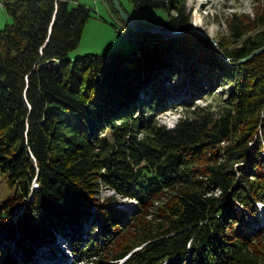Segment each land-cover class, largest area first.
<instances>
[{
  "label": "trees",
  "instance_id": "obj_1",
  "mask_svg": "<svg viewBox=\"0 0 264 264\" xmlns=\"http://www.w3.org/2000/svg\"><path fill=\"white\" fill-rule=\"evenodd\" d=\"M104 1L140 44L72 61L89 7L0 0L11 16L0 29V176L11 189L0 198V254L8 240L31 249L66 230L76 257L98 263L264 264V228L243 221L247 213L255 224L264 205V49L247 57L264 47V3L252 18L232 14L227 39L217 41L226 61L187 30L184 0H131L165 9L161 28L181 30L173 35L134 33ZM181 67L186 106L208 92L194 84L227 89L215 108L167 127L148 97L167 92L165 73ZM102 188L114 194L102 197ZM116 196L137 208L110 204ZM88 214L99 231L92 224L83 237ZM6 245L0 264L14 261Z\"/></svg>",
  "mask_w": 264,
  "mask_h": 264
},
{
  "label": "rangeland",
  "instance_id": "obj_2",
  "mask_svg": "<svg viewBox=\"0 0 264 264\" xmlns=\"http://www.w3.org/2000/svg\"><path fill=\"white\" fill-rule=\"evenodd\" d=\"M77 3L89 7L91 16L84 24L78 46L68 54V58L72 61L76 56H82L87 53L105 54L112 49L128 52L140 44L136 38H130L125 34L128 29L118 20L116 14L107 6L104 0H69L70 6ZM119 3L135 23L137 21L144 24V26L161 27L168 16L167 11L162 8L137 9L134 7L131 0H119ZM263 3L264 0H184L185 11L189 14V27L187 30L197 32L205 37L224 58L226 56L221 51L217 41L227 39L230 33L227 25L232 14L236 13L241 16L247 15L252 18L256 10L259 13L262 11ZM0 9H2L1 5ZM172 14H174L173 11ZM3 15H8V23L11 22V16H9V14L3 11ZM6 23H3L2 27ZM136 25L141 27L138 23H136ZM190 28L193 30H189ZM130 30L137 33L132 29ZM179 32H181V30H179ZM173 34H178V32L166 33V35ZM154 38L155 36L146 38L144 43H152L155 41ZM211 39L214 42L211 41ZM162 46L163 45H161V47ZM161 47H159L156 52L160 51ZM224 59L228 61V57ZM57 65L58 59H52L47 62V66L50 68H54ZM179 69L177 74L170 75L169 77L165 73L166 81H168L165 85L167 92L156 94L157 96L154 100H152V96L148 97L153 101L155 106L154 112H156V114L154 118L157 122L167 127L174 125L179 117L190 114L194 108H215L216 104L219 103V91H221V88H226L222 81L212 84L202 82L203 85L201 86H196V84H194V87H197L199 91L207 88L206 90H208V92H203L202 95L200 94L202 92L199 93L200 95H194V98L190 100L191 105L186 106L182 104L183 100H188L189 95L192 93L190 90L186 89L187 82H184L185 77L183 68L181 67ZM182 83H185L184 86H181ZM178 85H180V88L177 90L176 87H178ZM261 153L264 165V147ZM32 187H35L34 181L32 182ZM10 193L11 189L0 176V198L7 197ZM101 194L102 197H107L114 194V191L108 188H102ZM116 197L117 200L110 204L130 211H134L135 208H137L136 200L119 196ZM257 209L259 219L255 224L252 223L247 213L244 214L243 221L247 220V227L249 229H252L254 225L264 228V205L262 203H257ZM91 215L92 214H88V217L83 220L80 236L84 237L85 234L87 236L88 230L91 228L92 224H94V230L99 231L100 223L98 220L92 218ZM64 231L65 232L61 230L56 231L53 242L49 240L45 244L32 245L31 249L30 246L25 249L23 247L20 248L19 245H15L11 240H8L3 245L2 251L5 252L7 250L6 244H9V251L12 252L14 261L10 262L11 256L8 260L10 263L6 262V264H104L93 261V259L90 258H77L78 250L73 248L74 240L69 232L67 233L66 230ZM3 252L1 254H3ZM121 260L123 259H120V261Z\"/></svg>",
  "mask_w": 264,
  "mask_h": 264
},
{
  "label": "water",
  "instance_id": "obj_3",
  "mask_svg": "<svg viewBox=\"0 0 264 264\" xmlns=\"http://www.w3.org/2000/svg\"><path fill=\"white\" fill-rule=\"evenodd\" d=\"M113 5L115 7V9L119 12V14L121 15V17L124 19V21L127 23V25L129 26L130 29H132L133 31L137 32V33H142V32H158V33H162V34H170V33H176L179 32V30H172V29H163L161 27H150V26H141L138 27L135 23V21L133 19H131L127 13L122 9L119 0H112ZM189 30H193L192 28H190ZM211 41H213L211 39ZM214 42V41H213ZM264 49V47L260 48V49H256L255 51H253L250 55H248L247 57H250L251 55H253L254 53L260 51ZM226 58V57H224Z\"/></svg>",
  "mask_w": 264,
  "mask_h": 264
},
{
  "label": "crops",
  "instance_id": "obj_4",
  "mask_svg": "<svg viewBox=\"0 0 264 264\" xmlns=\"http://www.w3.org/2000/svg\"><path fill=\"white\" fill-rule=\"evenodd\" d=\"M1 5V3H0ZM2 9H0V29L2 28L3 23H8V15H3V11L6 12L3 7L1 6ZM3 10V11H2ZM7 13V12H6ZM8 14V13H7ZM10 16V15H9ZM6 23V24H7Z\"/></svg>",
  "mask_w": 264,
  "mask_h": 264
},
{
  "label": "bare ground",
  "instance_id": "obj_5",
  "mask_svg": "<svg viewBox=\"0 0 264 264\" xmlns=\"http://www.w3.org/2000/svg\"><path fill=\"white\" fill-rule=\"evenodd\" d=\"M34 181V180H33ZM34 183H35V187L34 188H36V182L34 181Z\"/></svg>",
  "mask_w": 264,
  "mask_h": 264
}]
</instances>
